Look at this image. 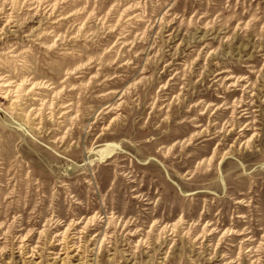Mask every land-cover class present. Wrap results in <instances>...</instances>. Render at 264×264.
<instances>
[{
    "label": "rangeland",
    "instance_id": "374dc122",
    "mask_svg": "<svg viewBox=\"0 0 264 264\" xmlns=\"http://www.w3.org/2000/svg\"><path fill=\"white\" fill-rule=\"evenodd\" d=\"M0 264H264V0H0Z\"/></svg>",
    "mask_w": 264,
    "mask_h": 264
}]
</instances>
